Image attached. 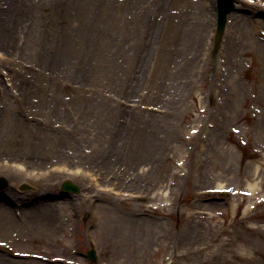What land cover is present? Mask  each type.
<instances>
[{
  "label": "rangeland",
  "instance_id": "obj_1",
  "mask_svg": "<svg viewBox=\"0 0 264 264\" xmlns=\"http://www.w3.org/2000/svg\"><path fill=\"white\" fill-rule=\"evenodd\" d=\"M58 1H14L20 11L29 3L33 14L24 28L17 23L21 32L10 45L0 42V51L5 52L0 58V176L7 181L0 189V203L9 204L0 211V242L16 252L37 253L49 260L66 257L74 264H162L166 257L170 264H264V126L260 123L264 117V78H260L261 70L252 66L261 63L258 44L264 43V35L254 31H264V13L246 3L242 16L248 21H233L229 13L231 22L222 34L227 50L220 57L225 64L221 73L217 68L219 53L208 44L213 39V16L192 14L180 27L181 39L193 40L194 46L200 42L202 49L193 62L183 65L189 64L186 87L167 89L174 98L171 105L169 95L163 99L164 91L156 99L135 102L138 99L130 96L133 93L121 92L125 85L117 80L135 64L136 48L144 34L142 21L146 18V22L148 14L154 15L161 0H84L83 7L76 10L59 9ZM239 3L236 1V9ZM111 5L115 8L106 16L103 11L112 9ZM176 5L164 6L175 22L181 19L180 6ZM199 8H191V12ZM13 11L10 0H0V12ZM79 24H93L94 31L90 30L93 26L88 30L90 38L97 29L103 31L97 38L98 54L90 59L94 68L87 82L85 106L76 102V84L67 80L80 56L83 40L76 28ZM66 30L75 34L74 48L68 66L59 68L54 76L44 66L39 51L49 48L50 42H58ZM153 40H149L150 48L137 67L148 83L153 80L160 48L156 43L151 47ZM221 47L223 44L219 51ZM188 48V43L171 48L169 58L161 55L162 64L168 66L170 61L181 66L185 55H194ZM182 76L179 72L177 83ZM213 88L221 89L220 93L215 89L221 96L220 104L209 97ZM133 101L134 107L127 105ZM118 105L141 110L142 117L151 122L168 121L170 125L159 134L157 151L149 148V155L137 160L138 169L121 165L114 168L116 174H110V165H101L92 154L96 155L100 143L107 139V126L123 120L110 114ZM202 108H206L205 114L200 112ZM204 121L214 126L199 139L191 129L201 131ZM57 164H69L73 171L78 167L109 174L108 184L123 177L122 186L127 190H146L144 186L151 183L147 187L150 196L117 200L98 194L101 192L89 178L61 172L60 168L59 175L52 171ZM150 164L155 170L147 174ZM140 174L145 178H138ZM66 180L77 185L79 192L61 190ZM217 186L256 192L253 196L197 195L202 188ZM150 202L158 203V210L147 209ZM33 203L48 205L50 217L28 221V206L33 207ZM20 210L24 219L17 217ZM91 245L97 249L95 262L85 256ZM29 255H15L0 246V264H63Z\"/></svg>",
  "mask_w": 264,
  "mask_h": 264
},
{
  "label": "bare ground",
  "instance_id": "obj_2",
  "mask_svg": "<svg viewBox=\"0 0 264 264\" xmlns=\"http://www.w3.org/2000/svg\"><path fill=\"white\" fill-rule=\"evenodd\" d=\"M16 0H10L11 8H13L12 13H5L0 12V42L4 44L3 42H6L8 45H10L11 41L14 40L16 36L20 34V30L17 29V23H20L21 28L25 26L26 21L28 18L33 14L32 10L30 9L29 3H21L20 7L24 6V10L19 9L17 6L18 4L15 3ZM160 6L157 8V11L154 13V15L149 14L146 16L147 20L145 22V19L142 21L141 30L144 32L142 35V38L140 39L139 46L136 48L137 55L135 56V64L131 65V67L123 72L124 76L121 78H117V80L124 83V87L122 85L121 92L124 93L126 91V94L133 93L130 96L138 99L134 100L135 102L139 101H149L152 99H156L157 97L161 96L160 93L164 91L163 99L167 95L170 96V98L167 99V102L169 104L173 105L174 98L172 95L168 93L167 89L174 88L175 91H179V88L186 87V71L188 70V65L193 62L196 57L199 49L201 48V43H197L196 46H194L193 40L188 41H182V30L180 29L181 26L187 24L190 20V16L194 14L195 16H198L201 14L202 16L208 17L207 14L210 13V16H213L212 18V28H215V8H214V1L211 0V3H207L204 0H161ZM169 3L171 6L178 4L176 6H180V13H181V19L174 21V17L169 13V9H165V4ZM198 4V6H197ZM84 5V0H59L57 3V6L59 9L65 8H73V9H79L82 8ZM190 5H192L194 9L199 10L197 12H191ZM18 8V9H17ZM110 10L103 11L104 14L110 15V11L114 10L115 5H111ZM10 10V9H9ZM167 10V11H166ZM258 10L260 13H264V8L259 7ZM152 14V13H151ZM264 15V14H263ZM161 16V17H160ZM232 19L233 21H248V18L241 17L237 13H232ZM14 17L16 20H11V18ZM194 18V16H192ZM174 18V19H173ZM6 19V20H5ZM204 19V18H203ZM247 19V20H246ZM210 20L207 19L206 22L208 24L210 23ZM16 23V24H15ZM257 23V20L255 22ZM7 24V26H6ZM16 27L13 29L12 26ZM240 24V23H237ZM235 24V26H237ZM23 25V26H22ZM93 26V24H79L76 26L79 34L82 36V43L80 44V56L78 57L76 64L69 70V78L67 79L69 81H72L73 84H76L75 88L77 89V100L76 102L81 105L85 106L87 105V101H85V97L87 96V82L89 80V75L93 71L94 65L90 62V59L93 58V56H97L98 51L100 49V45L98 43L97 38L103 36L102 28L97 29L96 34L92 38H90V31L88 30ZM258 27V25H257ZM24 28V27H23ZM260 29V28H259ZM255 29V33H260L264 35V31ZM91 31H94V26L90 29ZM192 31V30H191ZM84 33L85 37L84 38ZM196 34V33H195ZM74 33L72 30L65 31L61 33V35L58 37L60 40L56 43L50 42L49 48H44V51H39V56L41 57V60L44 61V66L50 70L52 75L55 76L57 74V70L59 68H65L68 65L69 61V54L71 55L72 48H74L72 44V39L74 37ZM228 37H230V33L227 34ZM154 37L153 43L151 44V47H154V44L156 43L159 48L158 57L156 55L155 64L153 65V80L150 81V83L147 82L146 77L145 79L142 78L141 69L137 68L138 63L140 64L143 60V56L148 49L150 48V41ZM184 38H187L183 36ZM90 38V39H89ZM149 41V42H148ZM231 41V40H230ZM204 42V41H203ZM188 43L189 44V52H194V55H192L190 58H188L186 55L181 59V62L183 61V64L181 66H178L179 64L173 62L174 64L171 65L170 61L168 66H164L162 64L161 55L163 54L164 57H168L169 50L173 48L174 50L178 48L180 44ZM235 45V44H234ZM43 48V43L42 46ZM45 47V46H44ZM259 52L261 54V63H253L252 66L255 68H259L261 70L260 72V78H264V43L258 44ZM202 49V48H201ZM162 50V53L160 54V51ZM227 50V48H226ZM225 50V51H226ZM151 54V53H150ZM150 59L153 58V53L151 56H149ZM163 58V57H162ZM169 58V57H168ZM160 61V62H159ZM189 62L188 65L184 66L185 63ZM149 66V63H148ZM46 71V70H45ZM48 71V70H47ZM182 73L181 80L184 84L177 83V75L178 73ZM258 76H256V79ZM185 79V80H183ZM168 82V83H167ZM178 85L180 87H178ZM241 84H238L237 86H240ZM134 87V88H133ZM80 90V91H79ZM146 93V95H145ZM133 101V102H134ZM95 102V98L93 99L92 103ZM162 107H166L165 105ZM141 110H135V108H129L127 106H116L113 110L111 109L110 114L115 115V118L120 115L122 117V121L116 120V122H111V126L108 125V136L107 139L103 140V142L100 143L99 150L95 152L96 155H93L96 157L97 161L100 162L101 165H110L109 170L111 171L110 174H116L114 172V168L120 167L121 165H129L131 168L138 169L136 163L137 160L148 156L150 151L148 150L153 149L156 150L159 148L157 146L158 143H160L159 134L165 133L168 130L169 122L168 121H154L151 122V120L145 119L140 114ZM154 113L151 112L152 117ZM110 119L111 116H109ZM159 117V115H157ZM260 122L262 126H264V117L261 119ZM156 122V123H155ZM264 131V129H263ZM158 147V148H157ZM152 154H150V157ZM140 157V158H139ZM147 159V158H145ZM148 162H151L150 160ZM120 164V165H118ZM105 167L108 170V167ZM112 167V168H111ZM149 169L151 171H149ZM12 172L18 173L17 170L10 169ZM155 168H153V164H150V167L147 169V174H151L154 172ZM124 174L126 170H123ZM59 175L60 173L57 172ZM123 174V175H124ZM51 173H48L46 176L49 177ZM110 175L106 174L103 176L101 174V180L102 185L109 178ZM125 177V176H124ZM133 179H136V176H133ZM138 178L142 177L145 178V174H140L137 176ZM111 179V178H109ZM117 180V178L113 179ZM120 184L122 185L124 183L123 177H120ZM147 182V181H146ZM150 182V181H149ZM219 184H222V182H218ZM114 199V198H113ZM117 200H120L121 198H116ZM22 203H25L22 201ZM33 203L30 206H28V209H31L27 211L26 217L29 219L31 223H36L38 221H44L47 216L50 217L51 210L49 209L48 205H42ZM8 202L0 203V211H4L8 209ZM31 207V208H30ZM22 218L24 219L23 215Z\"/></svg>",
  "mask_w": 264,
  "mask_h": 264
},
{
  "label": "water",
  "instance_id": "obj_3",
  "mask_svg": "<svg viewBox=\"0 0 264 264\" xmlns=\"http://www.w3.org/2000/svg\"><path fill=\"white\" fill-rule=\"evenodd\" d=\"M4 184H5V181H3V179H0V185L2 186ZM66 187H72V186L68 184V186H66Z\"/></svg>",
  "mask_w": 264,
  "mask_h": 264
}]
</instances>
